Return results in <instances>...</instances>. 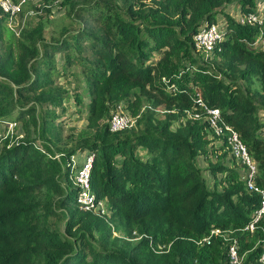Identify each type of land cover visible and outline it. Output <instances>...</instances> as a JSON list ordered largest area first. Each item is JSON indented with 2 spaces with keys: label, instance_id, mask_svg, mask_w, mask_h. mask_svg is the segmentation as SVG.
Masks as SVG:
<instances>
[{
  "label": "trees",
  "instance_id": "trees-1",
  "mask_svg": "<svg viewBox=\"0 0 264 264\" xmlns=\"http://www.w3.org/2000/svg\"><path fill=\"white\" fill-rule=\"evenodd\" d=\"M63 2L73 25L59 38L44 39L38 21L16 36L0 9V123L21 127L0 145V264H229L228 238L236 241L235 264H259L264 217L244 228L259 196L227 156L226 134L186 114L203 111L197 98L217 107L256 162L254 183L264 189V48L252 45L264 37V23L229 12L230 5L239 15L254 11L255 0ZM217 15L224 32L211 65L193 55L192 35ZM70 66L87 85V124L56 157L55 107L66 91L56 92L52 74ZM121 100L129 113L143 100L149 105L133 128L111 131L104 119ZM85 150L94 153L90 187L106 201V217L75 207L70 157ZM49 214L60 217L62 231ZM212 227L228 238L201 242ZM131 230L138 239L125 238ZM160 243L168 247L158 250Z\"/></svg>",
  "mask_w": 264,
  "mask_h": 264
},
{
  "label": "built area",
  "instance_id": "built-area-1",
  "mask_svg": "<svg viewBox=\"0 0 264 264\" xmlns=\"http://www.w3.org/2000/svg\"><path fill=\"white\" fill-rule=\"evenodd\" d=\"M34 0H0V9L5 13V19L7 27L14 33L18 34V30H15V26L18 29V15L21 8L26 2ZM238 20L247 21L249 23L262 24L264 23L263 15L257 11L247 12L241 15H237ZM224 32L223 22H207L203 21L197 26L196 31L192 35V42L194 48L204 55H208L217 42L221 39ZM253 46L264 48V37L260 34L256 39L252 41ZM197 104L202 106L204 118L207 125L213 131L215 135L226 134V141L229 145V150L231 156L237 160L242 167V177L245 178V185L247 189L255 191L258 196V204L256 208L252 211V216L250 220L244 225V228L252 230L255 223L262 217H264V189L258 187L254 183V177L257 173V165L253 160L251 155L246 149L245 144L239 139L236 131L228 124L222 121L219 110L217 107H208L203 104V102L197 98ZM198 112H191L188 117L196 118ZM136 120V115H131L127 112L123 106L118 103L115 109L110 114L108 119V129L111 131L120 130L126 127L134 125ZM6 131L11 132L15 123L9 121L4 123ZM2 129H0V142L4 137ZM19 136L21 133L18 134ZM84 155L81 160H77L74 156L70 157V163L73 166L72 172L69 176L72 184L76 188V201L78 206L86 211H92L98 214L103 213V202L102 199L96 197L94 191L90 187V172L92 159L94 156L93 151L85 150ZM54 156L58 157V154ZM213 235L221 236L222 238H228L221 232L219 228L212 227L209 229L208 234L201 238V242L208 243L210 237ZM229 242L227 244V258L229 264H235L239 261L236 249L235 238H228ZM257 261L259 264H264V238L261 239V246L258 252Z\"/></svg>",
  "mask_w": 264,
  "mask_h": 264
},
{
  "label": "rangeland",
  "instance_id": "rangeland-1",
  "mask_svg": "<svg viewBox=\"0 0 264 264\" xmlns=\"http://www.w3.org/2000/svg\"><path fill=\"white\" fill-rule=\"evenodd\" d=\"M261 2L263 3L264 0H255L254 11H257V8H258L259 11L261 13H263L262 17L264 18V12H263L264 6H263V9L260 5L256 6L257 3H261ZM263 5H264V3H263ZM65 11H66V7H65V3L63 2V0H34V1L26 2V4H24L23 7L21 8V11L18 15V29L15 26V30L16 31L18 30L17 33L19 34L23 27H25L26 25L32 26L38 21L41 23V28H42L41 32H42V36L44 39L59 38V37H61L60 33L62 34L63 29L65 27L73 25V23H71L69 18L66 16ZM229 12L232 16L239 15V13L236 11V9L233 7V5L229 6ZM221 21H222V17L217 15L216 22L220 23ZM199 22H201V21H199ZM5 24H6V19H5ZM14 35H16V34H14ZM2 38L3 37L0 38V54L1 55H3L5 53V50H4L5 49V43H4V39H2ZM197 52L198 51L194 50L193 55L194 56L200 55V57H203L205 59V61L210 62L211 65H214V63L218 61V56H216L215 58L210 60L211 53L208 54V55H210L208 57V55L200 54L199 52L198 53ZM55 57H56L57 61H61L63 59V56L61 54H58V53L55 54ZM57 66H58V68H60L59 65H57ZM62 71H63L62 72L63 75L58 76V78H56L52 74V79L54 80L53 85H56V87L58 88V90L56 92L63 93L62 92L63 89L66 91V93L64 95L65 97L62 99V101L59 103V105L57 107H55V109H56L55 113L59 117H57L55 119V121L57 122V127H56L57 133L55 135H53V141L51 142V147L54 149L53 153L58 154L59 156H61V154L63 153V148L66 146H69L71 143V141L69 139V135L72 133L74 134L76 129L87 124L86 113H87V106H88L87 104L89 102V96H88V92H87V88H86L87 85L84 82V79H83L80 71L77 70V66H70L69 68H65V70H62ZM76 96L79 98V101H76V99H75ZM118 103H120L123 106V108L126 109L124 100H121ZM118 103H116L113 106H110L109 112H108V117H106L104 119V122L108 121L110 114L113 112L115 106ZM148 105H149L148 102L143 100L142 103L139 105V109L135 113H130V114L136 115V118H137L140 111L145 106H148ZM59 107L61 109H59ZM154 110L158 113H161V112H163L164 109L162 108V106L160 104H157V107H155ZM191 112L192 111L187 109L186 110L187 116H189V114ZM197 112H198V116L195 119L205 120L204 114L201 112V110H199ZM182 117L183 116H181L180 118L182 119ZM135 123H136V121H135ZM4 125H5L4 122L0 123V129H2L3 133H5V131H6V128ZM134 126L135 125H132L130 127L133 128ZM20 128H21L20 124L17 123L13 127L11 132L5 133L4 137L1 139L0 145L2 143H4L5 140H6L7 144H10L12 142V140L16 139L15 137H19L18 134L21 131ZM208 137L212 140L211 143L213 145H219L221 143V138L216 137L210 131L208 132ZM226 146H228V148ZM226 146H224V149L226 150L227 156H230L231 154H230L228 143L226 144ZM83 155H84L83 152H79L78 155H75V158L79 161L82 159ZM201 164L204 165V162L201 161ZM235 165H236V167L238 166V168L242 171V167L240 166V163L237 160H235ZM68 180H70V178ZM68 180L66 178H63L61 180V182H62V184L68 186L69 185ZM101 199H102V201H104L103 202V211L104 212L101 214H98V213H95L92 211H88V212H90L93 215L99 216V217H102L100 215H103L106 217V215L109 214V208H108L104 198H101ZM75 207H77V209H79V210L84 211L78 205ZM109 222L112 223V221H110V220H109ZM48 223L51 226H55V227L57 226V228L60 231H62V220L60 219L59 216H57L55 214L54 215L49 214L48 215ZM112 233L116 234V235L119 234L118 232H115V231ZM130 233H131L130 235H132V236H130V237L126 236L125 237L126 239H130L133 241V240H136L139 238L140 233H138L134 230H131ZM224 235L226 236L229 234L227 232H225ZM157 246H158V250L161 248L166 249L168 247V245L165 243H160Z\"/></svg>",
  "mask_w": 264,
  "mask_h": 264
},
{
  "label": "crops",
  "instance_id": "crops-1",
  "mask_svg": "<svg viewBox=\"0 0 264 264\" xmlns=\"http://www.w3.org/2000/svg\"><path fill=\"white\" fill-rule=\"evenodd\" d=\"M263 3H264V2H263ZM263 3H262V2H261V3H257L256 6H257V5H260V6L262 7V9H263V6H264ZM261 4H262V5H261ZM263 10H264V9H263ZM236 11H237V9H236ZM257 12H260L258 8H257ZM263 12H264V11H263ZM260 13H261V12H260ZM261 14L263 15V13H261ZM76 155H78V154H76Z\"/></svg>",
  "mask_w": 264,
  "mask_h": 264
}]
</instances>
